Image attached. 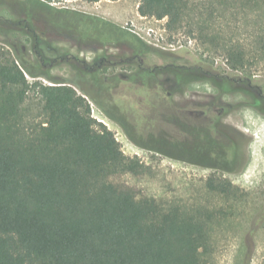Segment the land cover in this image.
Returning a JSON list of instances; mask_svg holds the SVG:
<instances>
[{
	"label": "trees",
	"instance_id": "trees-1",
	"mask_svg": "<svg viewBox=\"0 0 264 264\" xmlns=\"http://www.w3.org/2000/svg\"><path fill=\"white\" fill-rule=\"evenodd\" d=\"M138 12L167 19L166 30L179 33L197 9L191 0H141ZM214 15L199 16L190 35L250 81L244 73L264 61V36L248 47L216 31ZM0 22L1 32L14 30ZM13 53L0 45V264H208L213 217L168 200L171 188L158 185L154 168L124 154L115 134L92 117L86 97L68 85L30 83L26 74L37 75L24 65L31 61ZM159 71L176 81L205 78L173 64ZM212 81L223 91L240 88L227 77ZM31 91L42 98L45 122L23 115ZM205 187L231 197L240 191L216 174ZM257 220L264 222V210Z\"/></svg>",
	"mask_w": 264,
	"mask_h": 264
},
{
	"label": "rangeland",
	"instance_id": "rangeland-1",
	"mask_svg": "<svg viewBox=\"0 0 264 264\" xmlns=\"http://www.w3.org/2000/svg\"><path fill=\"white\" fill-rule=\"evenodd\" d=\"M140 1L0 0V12L6 14L0 19L14 27V30L1 32L0 22V45L13 57L15 51L18 58L26 57L31 61L30 65H24L37 75L34 78L26 74L30 83L68 85L86 97L92 117L115 134L124 154L137 157L154 168L158 185L171 188L168 200L213 217L207 226L209 240L204 254L208 264H264V222L257 220L264 210V116L248 106L250 98L236 94L218 100L231 110V116L224 117L223 124L233 130L231 133L241 144L238 168L229 173L171 159L141 147L140 142L155 148V141L167 147L163 143L171 140L161 118L146 121L144 117L134 121L130 114L135 107L121 103L120 94L126 85L119 84L115 94L83 72L100 57L110 56L119 61L139 53L146 56L147 65H213L220 73H230L224 55L204 45L197 33L190 35L189 32L195 28L199 16L205 13L204 20L208 13L214 12L211 19L214 29L249 47L264 36V2L256 6L250 1L231 0L224 5L225 0H191L197 12L187 19L183 30L172 33L166 30L167 19L141 16ZM78 60L86 61L87 66L82 69ZM125 69L130 70L122 66L109 72L103 70L99 75L115 78ZM244 74L251 76L252 83L264 94V61ZM145 77L147 74L139 75L143 81ZM155 83L175 91L180 89L170 74L157 76ZM216 97L214 89L204 82L192 84L185 96L193 103L205 100L209 103ZM23 108L25 117L37 123L45 122L42 98L37 92L28 94ZM147 122L150 126L144 129ZM185 127L183 125V129ZM173 141L183 143L182 149L185 145L191 147L189 141ZM201 148L217 151L225 160L224 145L213 143ZM215 174L238 187V195L231 197L209 191L205 181Z\"/></svg>",
	"mask_w": 264,
	"mask_h": 264
},
{
	"label": "flooded vegetation",
	"instance_id": "flooded-vegetation-1",
	"mask_svg": "<svg viewBox=\"0 0 264 264\" xmlns=\"http://www.w3.org/2000/svg\"><path fill=\"white\" fill-rule=\"evenodd\" d=\"M146 56L135 53L132 57H122L119 61H114L113 57L103 56L96 59L88 71L84 73L90 74L93 81L96 83L102 82L109 91L117 94L119 84L126 85V88L121 91V103L124 101L129 106L135 107L131 112L130 118L138 121L139 118L152 120L153 117L161 118V123L167 127V136L172 141L164 142L159 146L155 141V148L144 145L142 142L139 144L141 147L157 152L163 156L171 159L182 160L202 168H209L212 170H221L223 172L232 173L238 168L240 161V147L241 144L238 137L231 133L232 131L223 124L224 117H230L231 110L224 107L218 102L224 96H231L242 94L249 97L251 100L250 106L253 110L258 111L264 116V94L263 92L250 81H244L241 76L230 70V73H220L214 66H185L201 70L205 78L202 80L194 81H177L180 85L178 91L165 87L164 84L155 83L157 76L161 75L160 67L163 65H147ZM81 68H85L86 61L78 60ZM30 65V64H29ZM126 67L130 70H123L119 77L115 78L100 76L99 73L103 70L111 71L117 67ZM184 66V65H177ZM141 73L147 74L145 81L139 78ZM115 74V73H114ZM233 80L240 87L236 91H223L212 79L222 80L224 78ZM116 80V81H115ZM196 82H204L209 84L216 92V98L208 103V100L203 103H193L186 100L185 96L187 89ZM102 88V87H101ZM103 89V88H102ZM241 89V90H240ZM179 96V97H178ZM136 115V117L134 116ZM183 125L186 127L183 129ZM147 122L144 129L149 127ZM179 139L190 142V148L182 149L183 143L174 142L173 140ZM213 143H220L226 148L225 160L216 152L204 150L201 147L211 145ZM235 146V147H234ZM189 149V150H188ZM214 150V149H211Z\"/></svg>",
	"mask_w": 264,
	"mask_h": 264
},
{
	"label": "crops",
	"instance_id": "crops-1",
	"mask_svg": "<svg viewBox=\"0 0 264 264\" xmlns=\"http://www.w3.org/2000/svg\"><path fill=\"white\" fill-rule=\"evenodd\" d=\"M43 2V0H41ZM0 17H6V14L3 15V13L0 12Z\"/></svg>",
	"mask_w": 264,
	"mask_h": 264
}]
</instances>
